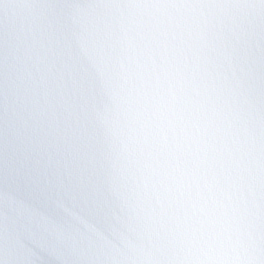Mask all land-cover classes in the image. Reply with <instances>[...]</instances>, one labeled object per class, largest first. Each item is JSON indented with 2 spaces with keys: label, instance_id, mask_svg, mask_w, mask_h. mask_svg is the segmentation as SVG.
<instances>
[{
  "label": "snow or ice",
  "instance_id": "1",
  "mask_svg": "<svg viewBox=\"0 0 264 264\" xmlns=\"http://www.w3.org/2000/svg\"><path fill=\"white\" fill-rule=\"evenodd\" d=\"M0 264H264V0H0Z\"/></svg>",
  "mask_w": 264,
  "mask_h": 264
}]
</instances>
